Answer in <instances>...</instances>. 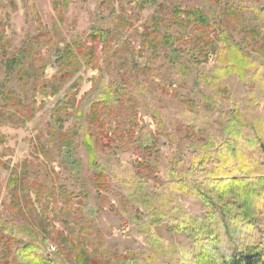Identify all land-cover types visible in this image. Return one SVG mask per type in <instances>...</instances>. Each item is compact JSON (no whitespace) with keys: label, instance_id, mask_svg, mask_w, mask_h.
I'll return each mask as SVG.
<instances>
[{"label":"trees","instance_id":"16d2710c","mask_svg":"<svg viewBox=\"0 0 264 264\" xmlns=\"http://www.w3.org/2000/svg\"><path fill=\"white\" fill-rule=\"evenodd\" d=\"M163 8L167 14L151 19L147 36L153 37L145 43L153 54L163 52L177 64L184 77L196 73L192 64H199V57L205 60L214 56L220 67L195 77L196 86L208 83L214 99H207L199 111L192 110L191 100L162 96L157 101L154 83L150 81L154 68L149 62L134 60L119 78H112L110 61L104 57L118 34L95 25L86 39L72 46L67 44L58 52V64L72 70L63 76L76 75L83 66L98 70L99 75L92 82L90 93L79 101L74 95L68 99L76 109L75 124L63 131L65 119L55 113L57 130L52 127L50 131L58 134L56 144L74 164H79L76 139L80 140L94 169L92 177L98 197L106 198L102 191L109 190L113 182L129 197L142 199L151 222L143 225V234L151 233L152 224L164 221L192 239V248L180 251L177 264H264V141L257 138H264V4L258 0H185ZM237 35L242 39L238 40ZM189 44L192 50L187 52ZM30 51L22 49L6 61L8 70H19L18 82L24 83L26 78L23 63L25 53ZM53 66H44V70ZM222 71L227 77H221ZM34 91L33 101L43 102L54 96L46 81L37 80ZM166 91L162 88L163 93ZM147 97L153 98L151 103L155 104ZM0 98L5 106H13V111L18 112L13 115L18 125L31 119L28 100L10 91H4ZM224 102L228 103L230 118L225 126L228 136L223 141L211 122L217 118L214 108L221 107L218 116L224 113ZM138 109L148 110L154 120V127L144 133L131 114L136 116ZM113 118L115 125L111 126ZM258 126L262 127L260 131ZM246 129H255L257 136L247 135L243 141L246 145L232 141L231 135L241 136ZM161 145L169 147L166 155ZM192 147L197 154L188 157L187 162L183 152ZM244 147L254 153L247 156ZM116 150H132L137 155L136 166L101 163V153L110 156ZM159 162L163 163L167 182L161 186L163 191H149V178L159 176ZM8 179L7 187L13 197L9 208L17 220L9 224L0 219V264H68L50 256L44 248L48 243L46 235H51L48 217L41 214L37 226L31 218L38 212V201H46L45 210L54 204L57 207L62 200L66 207L61 211H79L74 204L81 202V194L52 186L30 169L13 170ZM181 194L200 197L207 207L206 216L200 218L183 209L179 203ZM52 240L67 257L73 250L77 252L76 263L110 264L85 246L73 245L69 251L64 233ZM152 261L123 255L117 264H157Z\"/></svg>","mask_w":264,"mask_h":264},{"label":"rangeland","instance_id":"374dc122","mask_svg":"<svg viewBox=\"0 0 264 264\" xmlns=\"http://www.w3.org/2000/svg\"><path fill=\"white\" fill-rule=\"evenodd\" d=\"M181 1L185 0H0V95L4 91H10L12 95L22 96L31 105V119L25 124L18 125L17 118L13 117L18 115V112L13 111V106H5L6 102L0 98L1 222L11 224L17 220V216L9 208L13 197L7 187L8 178L13 170L21 172L30 169L38 172L52 186L61 189L66 187L69 191L81 194V202L74 204L81 213L70 209L61 211L60 208L66 207L62 200L58 201L57 207L54 204L50 210H45L46 201L36 202L35 209L38 212L34 214L36 218L33 216L31 221L37 226L41 214L48 217L46 223L49 225L51 235H46L48 243L44 248L50 256L58 257L68 264H79L74 259L77 253L74 250L69 257L58 251L52 239L60 233L67 236L66 248L69 251L73 245L85 246L98 258L109 260L110 264H117L123 255L147 263L153 260L152 262L157 264H177L180 251L192 248L193 241L187 234L174 230L173 225H168L164 221L161 224H152L151 233L143 234L141 231L143 225L150 222L149 211L142 205L140 197H129L116 183L112 182L109 190L102 191L106 198L98 197L92 177L94 169L88 162L86 149L80 145V140L76 139L79 164H74L69 162L56 144L58 134L50 131L52 127L57 130L53 116L55 113H61L65 119L63 131L69 130L75 124L76 109L68 103V99L74 95L79 101L90 93L92 82L99 75L98 70L83 66L78 74L67 73L63 76L66 71L72 70L58 64V52L63 51L67 44L72 46L75 42L86 39L95 25L113 29L118 34L108 55L104 57L110 61L112 78H119L123 71L130 68L134 60L141 64L149 62L150 67L154 68L150 81L154 83L157 101L162 96L191 100L194 102L192 110L199 111L200 107L206 105L207 99L213 100L214 96L208 83L196 86L195 77L217 66L220 67L214 56L205 60L204 57H199L200 63L192 64L196 73L184 77L179 74L180 68L177 64L169 61L163 52L153 54V49L145 43L146 39L153 37L147 36L148 27L152 24L151 19L157 15H166L164 6L178 4ZM258 1L264 4V0ZM237 39L241 40L242 36L237 35ZM22 49L31 50L25 53L23 65L27 75L24 83L18 82L17 68L15 71L6 68V61ZM186 50L187 52L192 50L191 44L187 45ZM187 56L185 57L188 58ZM50 64L54 66L44 70V66L48 67ZM220 75L227 77L225 71ZM37 80L46 81L54 96L43 102L33 101L34 84ZM162 88L167 90L166 93L162 92ZM147 98L151 103L153 98ZM139 101L140 99L136 101V108ZM162 103L159 102L160 105ZM227 104L224 102L221 105L224 111L221 116H218L221 107L213 109L217 118L215 122H211L217 136L219 135V140L223 141L228 136L225 126L230 118ZM261 105L264 106V101ZM139 111L138 109L136 116L134 112L131 114L138 123L139 131L144 133L150 126L154 127V120L148 110V112L145 109L141 110L140 113ZM196 116L200 117L202 113H197ZM114 121V118L111 119V126L115 125ZM261 128L258 126L259 131ZM255 131L246 129L241 136L230 135L233 142L246 145L243 141L247 135L256 137ZM257 138L264 141L263 137ZM42 145L48 148L43 149ZM160 148L163 155L169 152L166 145H161ZM244 149L247 156L254 153L251 149L245 147ZM183 153L188 162V157L197 154V151L192 147ZM136 157L132 150L129 152L116 150L110 156L101 153L100 161L109 165L115 162L136 166ZM158 168L161 169L159 176L152 175L149 178V191L153 188L161 189L167 182L162 162L158 163ZM31 197L35 199V194L32 193ZM179 203L191 215L200 218L206 216L207 207L198 196L181 194ZM51 246L56 247L54 252L51 251Z\"/></svg>","mask_w":264,"mask_h":264},{"label":"built area","instance_id":"2783aa9c","mask_svg":"<svg viewBox=\"0 0 264 264\" xmlns=\"http://www.w3.org/2000/svg\"><path fill=\"white\" fill-rule=\"evenodd\" d=\"M50 249H51V251L54 252L56 250V247L55 246H51Z\"/></svg>","mask_w":264,"mask_h":264}]
</instances>
